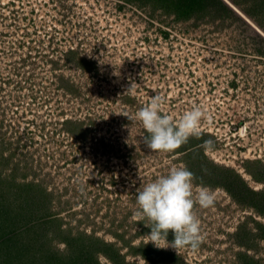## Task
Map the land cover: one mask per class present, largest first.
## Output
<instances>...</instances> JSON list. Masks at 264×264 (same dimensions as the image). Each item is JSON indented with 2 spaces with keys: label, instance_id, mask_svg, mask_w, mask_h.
<instances>
[{
  "label": "rangeland",
  "instance_id": "obj_1",
  "mask_svg": "<svg viewBox=\"0 0 264 264\" xmlns=\"http://www.w3.org/2000/svg\"><path fill=\"white\" fill-rule=\"evenodd\" d=\"M220 2L177 19L0 0V264H264V197L243 190L264 193V0ZM155 95L177 122L201 107V137L148 149L135 114ZM181 166L216 199L194 208L199 249L177 254L147 243L136 196Z\"/></svg>",
  "mask_w": 264,
  "mask_h": 264
},
{
  "label": "clouds",
  "instance_id": "obj_2",
  "mask_svg": "<svg viewBox=\"0 0 264 264\" xmlns=\"http://www.w3.org/2000/svg\"><path fill=\"white\" fill-rule=\"evenodd\" d=\"M163 98L153 96L148 106L142 107L135 118L141 122L147 135L143 137L146 147L152 151L173 152L189 139L201 137L200 124L206 118V112L199 106L185 112L177 122L173 116L164 114L161 107ZM206 151L214 148V141L204 140ZM195 174L186 167H173L167 175L146 184L137 193V215L150 224L147 243L157 249H181L196 251L203 242L199 218L194 208L214 206L215 193L212 189L201 187L193 192ZM147 227V225H146ZM173 239L169 240V234Z\"/></svg>",
  "mask_w": 264,
  "mask_h": 264
},
{
  "label": "trees",
  "instance_id": "obj_3",
  "mask_svg": "<svg viewBox=\"0 0 264 264\" xmlns=\"http://www.w3.org/2000/svg\"><path fill=\"white\" fill-rule=\"evenodd\" d=\"M127 1H134V0H127ZM140 1L153 4L154 6L159 7L164 13L173 15L177 19H181V18L191 19V18L197 17L198 16L197 13L199 11L202 12V9L206 8L207 6L206 4H208V2L209 3L214 2V4H217V5L221 4L220 2L221 0H140ZM198 9L199 11L197 12L196 10ZM240 182H241L240 187H242L244 183L241 180ZM243 190L246 192L248 199H250V201L251 199L253 201L255 199L256 201V199L261 196L264 197V193L257 194L251 190H248L244 185H243ZM251 205L253 206L254 204L251 203ZM253 207L258 210V208L256 207V204Z\"/></svg>",
  "mask_w": 264,
  "mask_h": 264
}]
</instances>
